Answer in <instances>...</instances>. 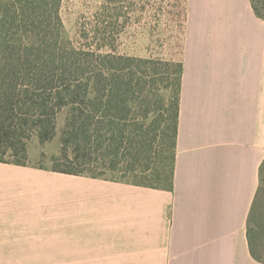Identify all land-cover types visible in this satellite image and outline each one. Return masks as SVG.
Wrapping results in <instances>:
<instances>
[{
    "label": "crops",
    "instance_id": "0c3cea01",
    "mask_svg": "<svg viewBox=\"0 0 264 264\" xmlns=\"http://www.w3.org/2000/svg\"><path fill=\"white\" fill-rule=\"evenodd\" d=\"M180 63L172 190L0 163V264H263L246 238L264 159L250 1L188 0Z\"/></svg>",
    "mask_w": 264,
    "mask_h": 264
},
{
    "label": "trees",
    "instance_id": "16d2710c",
    "mask_svg": "<svg viewBox=\"0 0 264 264\" xmlns=\"http://www.w3.org/2000/svg\"><path fill=\"white\" fill-rule=\"evenodd\" d=\"M62 1L0 0V163L31 166L29 142L52 141L65 112L59 152L49 169H38L171 191L181 63L117 52L127 23L116 8L123 0H103L79 27L82 44L73 46L62 37ZM249 1L264 22V0ZM160 66L175 67L165 84ZM163 117L170 124L155 148ZM260 181L246 238L264 264L257 251L264 242V159Z\"/></svg>",
    "mask_w": 264,
    "mask_h": 264
},
{
    "label": "rangeland",
    "instance_id": "374dc122",
    "mask_svg": "<svg viewBox=\"0 0 264 264\" xmlns=\"http://www.w3.org/2000/svg\"><path fill=\"white\" fill-rule=\"evenodd\" d=\"M103 0H63L60 9L62 37L73 46H79V27L84 19L89 18L101 5ZM188 0H123L117 2L127 23L117 40V52L130 57L152 59L178 64L181 61L184 41L185 20ZM159 73L167 83L175 67L160 66ZM168 96V92L161 90ZM65 112L56 120L55 138L43 145L33 137L28 144V163L35 168L49 169L51 156H56L60 149L59 138L64 124ZM149 121V120H148ZM159 130L155 132V145L159 148L162 131L170 124L166 117L159 119ZM168 140V135L163 138ZM40 182H45L40 179ZM264 260V242L257 250Z\"/></svg>",
    "mask_w": 264,
    "mask_h": 264
}]
</instances>
